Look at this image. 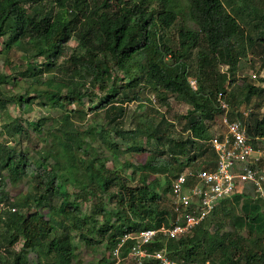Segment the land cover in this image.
I'll use <instances>...</instances> for the list:
<instances>
[{"label":"trees","instance_id":"16d2710c","mask_svg":"<svg viewBox=\"0 0 264 264\" xmlns=\"http://www.w3.org/2000/svg\"><path fill=\"white\" fill-rule=\"evenodd\" d=\"M184 1L190 26L178 29L174 46L162 34L178 18L174 0H0V56L14 48L22 50L25 63L15 75L31 80L21 95L7 96L2 87L16 76L0 73V110L11 105L24 112L33 101L44 98L61 110L46 128L45 118L35 124L26 122V128L14 119L1 126L8 138L0 141V198L16 211H5L0 220V249H10L20 239L23 243L13 258L2 260L0 255V264H28L30 255L38 264H72L74 247L66 225L78 230L88 224V217L81 218L79 202L89 200L97 190L107 193L111 186L122 211L101 208L104 217L94 233L99 232L98 238L108 242L111 252L121 243L119 257L123 260L117 264H133L126 257L134 242L122 243L123 236L168 227L175 216L172 181L187 169L214 167L209 140L224 113L220 101L229 107L228 118L235 120L240 105L247 107L256 97L259 103L255 106L262 112L256 114L250 107L246 131L252 139L264 137V88L247 84L245 78L237 93L226 85L236 81L239 60L249 51L259 46L264 55V36L251 35L261 29L264 34V14L252 20L247 17L250 12L243 13L244 9L253 14L258 11L251 9V0H241L243 6L236 8L233 0ZM72 39L77 48L60 65L63 50ZM39 58L42 62L37 64ZM220 66L226 70L220 71ZM44 73L52 77L42 83ZM190 79L195 80L194 89ZM41 85L46 88L38 89ZM147 94L160 106H168L171 98L188 106L176 138H167V120L150 105ZM86 99L95 103L92 111L103 113V125L100 130L96 126L98 130L91 136L92 140L100 136L102 142L92 143L88 130L72 121L75 112L66 108L82 105ZM129 103H137L140 109L149 107L159 121L134 114L128 120ZM80 114L77 119L83 122L85 113ZM29 130L47 144L34 158L14 144L16 138L29 140ZM143 138L155 142L157 155L140 165L125 162L113 170L105 168V160L127 153L120 152L119 142L129 141L128 151L141 152ZM164 139L167 146L160 151L158 144ZM23 178L31 179L34 188L14 203L4 187ZM69 181L74 186L66 185ZM72 194L74 201H70ZM249 195L245 192L240 197L248 202ZM255 198L262 211L245 203L243 218L232 205L227 210L229 203L222 201L190 234L178 239L158 234L145 248L149 254L161 251L177 263L264 264V201ZM24 208L27 214L22 212ZM229 219L231 232L226 233L223 228ZM80 235L87 244L95 243L82 231ZM143 264L158 262L150 257Z\"/></svg>","mask_w":264,"mask_h":264},{"label":"rangeland","instance_id":"374dc122","mask_svg":"<svg viewBox=\"0 0 264 264\" xmlns=\"http://www.w3.org/2000/svg\"><path fill=\"white\" fill-rule=\"evenodd\" d=\"M225 1V0H224ZM235 2V8L237 6H241L243 2L241 0H233ZM252 2V8L256 9L260 12H256V14H253L250 9H244L243 13L245 15H249V12L251 13L250 17L252 20L256 17H261V14H264V0H251ZM175 5H177V12H178V18L175 22V24L167 31H163V37L169 41L170 44L176 46L177 43V32L180 27H189L190 21L187 18V8H186V2L184 0H174ZM243 6V5H242ZM261 13V14H260ZM253 14V15H252ZM256 15V16H254ZM248 29V28H247ZM263 30H259V32H255L256 34H251L253 37H260L264 36L262 32ZM262 38V37H261ZM77 48V41L75 39H72L65 49L63 50V53L58 61L60 65H62L65 60H68L71 54L73 53L74 49ZM24 55V52L22 50H18L17 48H14L10 51L9 54L5 55L7 56V60L10 62L8 67L4 65V62L6 61L5 56H0V73H7L15 75L18 71L23 70V66L21 64H24L25 61L22 59V56ZM42 60L36 59V63L40 64ZM262 63H264V55L262 49L258 46L254 50L249 51L247 53V56L244 59L239 60V67L238 72L236 73V81L229 85L226 83L227 88L237 93L239 89L244 85L243 78H245L247 84H256L262 88H264V66H262ZM225 66H220V71H225ZM257 72H259L257 74ZM252 74H255L256 77H253ZM16 80L11 82L9 85H5L2 87V90L4 93L8 96H18L21 95L27 87H29V84L31 82L30 79H27L25 77H21L20 75H15ZM50 74H43L41 76V82H47V80H50ZM258 76L260 81H258ZM52 77V76H51ZM27 82H26V81ZM33 84L35 85L36 82L33 81ZM46 88V85H41L38 87V89ZM96 93H98V90H96ZM31 96H33V93H31ZM145 97H148L150 100V105L157 108V111H159L161 114H163L167 120L168 126H164V129L166 130V136L170 139L176 138V136L181 131V128L184 124V116L187 115L188 112V106L179 103L175 101L174 99H169L168 106H160L157 104L156 99L151 94L145 95ZM237 98L241 102V96L237 94ZM256 102H258L257 98L253 97L251 99V103L249 105L242 104L240 105V109L244 108H252L254 111H256V114H260L262 110L257 111ZM259 103V102H258ZM94 104H91L88 102V99L84 101V104H75L73 106H69L66 108L68 110H71L74 113L72 116V121H74V124L82 125L83 130L89 132L90 137H88L89 140H92V134L94 131H97L99 129V126L103 125V113L100 112H94ZM149 105L147 103L145 106ZM261 105V103H260ZM144 106V105H143ZM127 110V116L128 120L132 117V115H143L144 117H148L149 120L152 119L155 123L159 121V116H156L154 112L150 111V108H143L140 109L138 107L137 103H129L126 107ZM84 112L85 115H83V122H80L77 117L81 116L80 112ZM61 110L56 109L52 106L51 100L44 98V100H35L32 102L31 106L26 109L24 112L17 111V109L11 105H7L5 110H0V141L6 140L8 136H6L1 126L5 123L11 122L14 120H19L20 123L26 128V122H29L30 124H35L38 119L45 118L46 123L44 125V128L48 127V125L51 123V121L55 120L58 116H60ZM62 122V121H61ZM171 125V126H170ZM98 129H97V127ZM128 126V123L126 124ZM91 127V128H89ZM45 130V129H44ZM100 130V129H99ZM220 128L216 127L215 131H219ZM214 131V128H213ZM30 133V139L26 140L25 137L21 138V140L17 141V138L15 139L17 143V149L22 150H28V156L31 158H34L38 155V152L41 149H46V140L43 139L42 136H36L33 134L30 130L28 131ZM113 135L109 137L111 140ZM87 139V140H88ZM10 141H13V138H9ZM102 142V139L99 136V140H92V143L95 142ZM96 145V144H95ZM159 149L158 150H165V147L167 146L166 139L162 140L161 144H158ZM130 147L129 141H121L119 142V149L120 152L127 151V153L120 155L118 159L115 158H109L104 161L105 168L113 170L116 168L119 164L128 162L130 164L134 165H140L144 163V160L151 159L155 155H157L155 151V142H149L145 141L143 138L141 140V152H130L128 150ZM262 152V160H261V167H264V147H261ZM102 159V158H101ZM160 180H162L161 175L157 176ZM72 181V180H71ZM149 181V179H148ZM34 182L29 178H23L19 182H17L16 185L6 184L5 193L7 196L13 198V202L20 201L27 193L28 191L33 187L34 188ZM66 185H72L73 183L70 181ZM70 191H75L73 187H69ZM115 192L114 186H111L107 193H101L99 190L95 192V196H90L89 200L84 201L81 200L79 202L78 199H76L77 202H79V212L81 214V218L88 217V224L81 226L77 230L73 228V226H70V232L72 235V244L74 247V258L72 260V264H116L112 263L113 258L110 255L111 250L108 248V242L104 240H100L98 238L99 232L94 233V230L101 226V220L104 217L103 214L100 212L101 208H105L106 210H119V212L122 211V209L119 206V202L117 201V198L112 195ZM158 192L161 194V191L158 190ZM72 192H69L71 194ZM73 196V194H72ZM74 196L70 198V201H74ZM231 209L230 204L227 206V210ZM48 209H44L43 212L47 211ZM22 212L24 214L28 213V209H23ZM65 212V211H64ZM238 216L245 217V213L242 211H239ZM72 222V221H71ZM65 227V225L63 224ZM75 227V225H74ZM231 223L230 219L228 220V223L225 224L223 231L226 233L231 232ZM74 229V230H72ZM83 232L84 235L88 239L95 240L94 244H87L80 235V232ZM22 240H18L16 244L10 249H7L3 251V255H1V259L5 260L6 258H13V255L15 253H18L22 246ZM9 252L10 254H7ZM6 253V254H5ZM28 264H38V260L33 255H30V262ZM43 264H50L44 262Z\"/></svg>","mask_w":264,"mask_h":264},{"label":"built area","instance_id":"2783aa9c","mask_svg":"<svg viewBox=\"0 0 264 264\" xmlns=\"http://www.w3.org/2000/svg\"><path fill=\"white\" fill-rule=\"evenodd\" d=\"M189 84L195 88V80L190 79ZM220 106L224 110L216 126L220 130L214 129L209 140L210 147L215 153L214 167H200L196 171L187 169L172 181V206L175 213L172 223L168 227L125 234L122 243L126 240L134 242L126 260L130 258L133 264H143L145 259L152 257L158 264H187L173 262L161 251L149 254L145 247L158 234L167 239H178L190 234L191 230L205 221L222 201L241 194L245 187L253 189L255 195L264 201V167L260 165L262 153L258 147L259 143L264 144V137L252 139L247 135L245 124L251 108L240 109L239 116L235 120H230L228 105L220 101ZM5 211L15 212L16 209L9 207L4 199L0 198V220L3 219ZM120 245L121 243L111 252L116 264L123 260L119 257ZM3 251L4 249H0L1 254Z\"/></svg>","mask_w":264,"mask_h":264},{"label":"crops","instance_id":"0c3cea01","mask_svg":"<svg viewBox=\"0 0 264 264\" xmlns=\"http://www.w3.org/2000/svg\"><path fill=\"white\" fill-rule=\"evenodd\" d=\"M258 147H259V150H262L261 147H264V144L259 143ZM251 191L252 190L249 188H243L242 189V194H244L245 192H248L251 194V195H249V201L248 202H246V199L240 197L242 194H236L230 200H228L229 202H226V203H229L230 205H232L235 208L238 215H239V211L240 212L242 211L245 214L247 213V212H245L247 210V209L245 210V203L248 204V207L255 206L256 208H259L260 211H262L263 208H262L261 202H259L258 199L255 198L254 193Z\"/></svg>","mask_w":264,"mask_h":264},{"label":"clouds","instance_id":"9594fccd","mask_svg":"<svg viewBox=\"0 0 264 264\" xmlns=\"http://www.w3.org/2000/svg\"><path fill=\"white\" fill-rule=\"evenodd\" d=\"M245 188H246V187H245ZM248 188H250V187H248ZM250 189H251V188H250ZM252 192H253V189H252ZM253 193H254V192H253ZM241 194H242V193H241ZM254 195H255V193H254ZM234 196H235V195H234ZM255 196H257V195H255ZM228 200H230V199H228ZM228 200H227V201L225 200V201H226V202H229ZM203 222H204V221H203Z\"/></svg>","mask_w":264,"mask_h":264}]
</instances>
